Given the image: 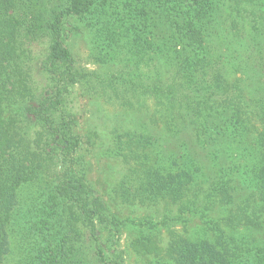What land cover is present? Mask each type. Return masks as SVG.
<instances>
[{
    "label": "rangeland",
    "instance_id": "obj_1",
    "mask_svg": "<svg viewBox=\"0 0 264 264\" xmlns=\"http://www.w3.org/2000/svg\"><path fill=\"white\" fill-rule=\"evenodd\" d=\"M31 1L34 7L28 16L30 22H26L28 27L19 37L25 58L19 91L2 106V118L20 144H31L40 132L38 124L25 113V106L36 105L50 88L48 74L43 69L49 47L46 26L51 16L66 4V0ZM83 4L77 15L66 20L65 45L73 56L75 69L90 79L68 89L62 99V109L73 119V131L80 138L75 154L78 164L74 168L84 176L78 177L90 188V197L98 198L108 213L122 222L113 246L110 241L106 242L105 233L96 232L104 244L106 257L118 256L121 264H173L171 247L176 242L199 243L214 250L217 238L214 230L201 219L203 213L212 222L217 221L216 227L220 222L224 237L231 239V249L219 250L230 264H244L246 260L245 264H264V220L254 227L244 224L240 215L233 218L239 208L248 213L253 206L264 209V203H259L255 193V182L246 172L261 130L252 107L244 109L231 95L232 107L223 109V113L240 115L241 123L230 124L227 131L233 130L235 134L225 133L212 120L205 124L214 126L217 132L211 134L212 137L202 135L197 130L200 120L185 107L186 101L180 99L188 96L191 101L195 93L198 97L205 93L207 68L202 40L188 34L187 40L179 41L173 65L167 63L168 55L164 53L155 54L153 61L148 58L150 53L145 55L147 46L141 43L142 37L133 38L129 29L133 22L140 23L141 27L144 22L149 32L146 35L153 40L150 44L159 46L168 34L157 18L159 4H150L147 0H83ZM187 9L184 20L190 18V8ZM200 9L211 14V43L228 87L235 84L248 105L257 100L264 106V59L261 60L264 22L257 19L260 30L253 34L250 26L254 23L247 17L251 10L264 14V0H202ZM232 21L242 28L241 38H235L229 31ZM196 22L188 23L195 33ZM29 24L36 37L28 32ZM102 28L115 38L112 47ZM252 40L263 47L259 58H256ZM152 61L157 63L156 68ZM176 69L185 74L178 72L172 76ZM109 76L115 78L117 86L106 87L104 93L97 78ZM151 82L161 87L163 93H174L176 102L166 108L167 100L162 99L158 105L157 99L146 95L139 102L129 97L130 105L119 98L122 94L117 90L122 92L126 86L136 91L137 86L145 88L144 83L153 86ZM220 109L216 107L206 112ZM146 137L151 139L149 148L143 144ZM198 137L203 139L202 143ZM186 160L189 165L194 161L203 174L197 187L179 192L166 190L160 194L148 191L150 183L161 180L160 176H147L153 165L162 166L172 161H179L181 165ZM55 165L43 169L34 182L20 187L19 203L8 230L10 250L3 264H36L41 237L50 233L44 229L46 224L62 234L65 212L67 219L74 214L75 208L55 194L56 172L60 169ZM171 177L176 181L175 176ZM212 179H218L219 183L210 185L208 181ZM221 186L227 191L220 194ZM206 193L213 194L209 204L205 200ZM70 227L64 231L72 263L101 264L87 228L80 222ZM232 236L234 238H229ZM51 257L52 251L48 250L40 260L48 264Z\"/></svg>",
    "mask_w": 264,
    "mask_h": 264
},
{
    "label": "trees",
    "instance_id": "obj_2",
    "mask_svg": "<svg viewBox=\"0 0 264 264\" xmlns=\"http://www.w3.org/2000/svg\"><path fill=\"white\" fill-rule=\"evenodd\" d=\"M147 1L150 4H159L156 7L159 9L157 14L159 15L157 17L158 21L168 30L165 40L159 46L155 47L153 44H150L153 40H149L146 35L149 32L145 28L144 22L141 23L142 27L140 23L135 24L133 22L132 29H129V34L133 38L142 37L141 43L147 46L145 55L148 53L151 54H148L149 59H155V54H159V56L165 54V56L168 55L167 63H172L171 65H173L176 45L179 41L187 40L188 34L192 36L197 35L202 40L201 43L205 44L202 49L204 66L207 68V72L205 73V93L199 97L195 93V99H191V101L188 99V96L180 97L181 101H186L184 103L185 107L191 109L193 116L200 120L197 130L202 132L204 136H211L217 130L214 126H206L205 122L213 120L212 123L217 124V127H222L225 133L235 134L233 130L231 131L232 133L227 131L231 127L230 124L234 122L241 123V119L239 120L241 118L240 115L236 112L230 115L223 113V109L232 107L231 95H234L238 104L244 109H250L252 107L253 113L259 119L261 130L255 139L254 150L251 154V164L248 165L246 172L249 173L248 175L255 182L256 188L254 190L260 200L259 203H264L263 103L250 99L252 100V105H248L235 84L228 87L227 82L221 74L220 59L211 43V14L208 10L201 11L200 5L202 0ZM83 5V0H66V4L62 9L52 15L47 23L46 35L49 38V47L47 57L43 63V69L48 74L50 88L43 94L41 100L36 105L25 106V113L38 124L40 132L36 133L31 144H20L15 141L14 134L2 118V106L8 101L11 95L17 94L19 91L20 75L23 70L22 67L25 64L19 37L23 32L22 30L28 27L27 23L30 22L28 16L32 14L34 5L31 0H0V264L4 263L10 250L8 230L13 222L14 213L19 203L18 191L20 187L24 184L34 182L37 176H40L39 174L43 169H49L50 165L55 164V166L59 165L60 167L56 172L55 194L59 200L65 201V203L75 208V212L68 219L67 212H65L63 220H66V222L61 226H64L62 232L64 235L60 231L58 234V231H55L46 224L44 229H48L50 233L47 232V235L41 237L42 242H39L41 250L35 256L36 264H47L45 262L46 260L40 259H42L43 253L45 254L48 250L52 251V257L48 264H73L70 247L67 246V240L65 238V231L67 227L69 228V225L71 226L70 228H73L74 222H80L87 228L90 240L94 244L95 255L99 263L121 264V258L118 256L111 259L106 257V251L103 248L104 244L96 232L100 231L105 233L106 242L110 241V245L113 246L116 244V237L119 235L122 222L108 213L98 198L90 197L88 194L91 192L90 188L83 182L81 177H78L84 176V174L77 172L74 168L78 164L75 154L80 145V138L73 131V119L62 109V99L68 92V89L85 79H90L75 69L73 56L65 45L66 20L77 15ZM187 7L190 8V18L184 20L183 16L185 15V11L188 10ZM248 16L254 23L250 26L251 32L257 34L260 30L259 25H257V19H261L264 22V14H257L251 10V12H247ZM254 18L256 21L253 20ZM194 20L195 22L197 21L196 24L198 26L196 33L193 28H189L188 24L195 23ZM27 29L32 36L36 37L35 32L31 30L30 24ZM229 31L235 38H241L243 36L242 28L237 22L232 21L229 24ZM102 33L105 34L106 41L112 47L116 41L115 38L111 34H107L108 31L106 32L105 28H102ZM170 37H173L175 40L169 42L167 38ZM252 42L255 45L254 49L256 50L254 52L256 58H259V53L263 47L258 46L255 40H252ZM19 50L21 53H18ZM144 59L147 60V58ZM263 59L264 57L261 60ZM152 64L155 68L157 67V63L153 62ZM178 72L181 71L178 69L173 70L172 76ZM181 73L185 74V72ZM114 79L113 76L105 77V79L97 78L102 92L105 93L106 91L104 90L106 87L116 83ZM144 84L146 86L145 88L137 86L139 90L136 91L130 90L126 86L122 92L117 90L122 94L119 98L130 105L129 97L139 102V100L143 101V96L146 95L147 97L157 99L156 103L158 105H161L160 101L162 99L167 100L165 103L166 108L171 106L174 101L176 102L174 93L161 92V87L156 86L155 83L152 84L153 86L148 83ZM116 86L117 84L110 88L114 89ZM216 107H220L221 109L210 113L206 112ZM198 141L202 143L203 139L198 137ZM143 144L149 148L151 139L146 137ZM188 162L189 160H186L181 165L179 161L168 162V164H163L162 166L153 165L149 169L150 172L147 176H160L161 180L150 183L148 191L152 190L154 194H160L166 190L179 192L180 190L197 187L199 178L203 174L194 161L190 165L187 164ZM230 172L233 173V168L230 169ZM226 175L230 176L228 173ZM163 176L165 177L161 178ZM171 176H175L176 181ZM208 183L215 186L219 181L218 179H212ZM218 191L221 194L227 191V188L222 190L221 186ZM205 196V200L209 204L210 198L213 199V194L206 193ZM200 215L204 223L214 230L213 232L217 238V247L212 250L199 243L196 244L186 241L176 242L171 247L173 264H230L219 254V250L221 248L231 249V239L229 241L228 238L224 237L225 234L220 222H218V227H216L217 221H215L216 223L212 222L203 213ZM237 215H240L241 221L243 220L245 222L244 224L247 223L250 226L257 227L264 220V209L261 206L258 209H254L253 206L252 210L248 213L239 208L233 213V218H238ZM43 222L45 224V221ZM246 261L248 262V260ZM247 262H244V264Z\"/></svg>",
    "mask_w": 264,
    "mask_h": 264
}]
</instances>
